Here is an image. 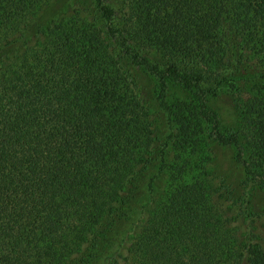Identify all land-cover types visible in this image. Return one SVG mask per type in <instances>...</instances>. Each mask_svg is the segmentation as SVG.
I'll return each mask as SVG.
<instances>
[{
    "label": "trees",
    "instance_id": "trees-1",
    "mask_svg": "<svg viewBox=\"0 0 264 264\" xmlns=\"http://www.w3.org/2000/svg\"><path fill=\"white\" fill-rule=\"evenodd\" d=\"M88 1L0 0V264H264L250 194L205 153L264 188V0Z\"/></svg>",
    "mask_w": 264,
    "mask_h": 264
},
{
    "label": "rangeland",
    "instance_id": "rangeland-1",
    "mask_svg": "<svg viewBox=\"0 0 264 264\" xmlns=\"http://www.w3.org/2000/svg\"><path fill=\"white\" fill-rule=\"evenodd\" d=\"M109 5L116 10H121L124 1L123 0H107ZM83 4H88V0H81ZM72 2L68 4L71 6ZM146 55L156 63L162 64V59L153 53L146 52ZM136 79L137 89L140 97L150 108L151 113L156 121L159 136L164 139L172 134L171 119L160 107L159 93L156 87L154 78L141 69H136L132 72ZM170 98L173 100L184 99L188 96L185 92L175 86L169 90ZM212 106L217 110L221 119V128L224 131H232L239 129V112L237 108L227 101V98L220 96L212 101ZM205 153L211 156V170L217 172L226 177L225 183L232 188L235 200L242 203L244 201V194L249 193V208L250 213L257 219H261L264 224V188L258 185H251L247 181V177L243 174L242 166L238 165L234 161V151L232 148H224L218 143L209 142L205 145ZM217 183V181H215ZM259 220L256 223V227L260 229L262 224ZM127 239V243L131 244L132 240Z\"/></svg>",
    "mask_w": 264,
    "mask_h": 264
}]
</instances>
